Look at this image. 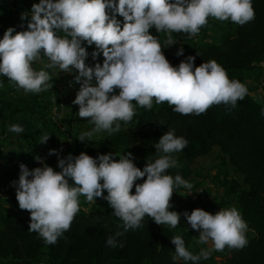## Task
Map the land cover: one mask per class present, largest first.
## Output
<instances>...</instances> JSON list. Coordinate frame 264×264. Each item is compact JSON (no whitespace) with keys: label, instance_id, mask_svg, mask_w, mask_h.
<instances>
[{"label":"clouds","instance_id":"obj_1","mask_svg":"<svg viewBox=\"0 0 264 264\" xmlns=\"http://www.w3.org/2000/svg\"><path fill=\"white\" fill-rule=\"evenodd\" d=\"M116 14L123 17L122 27ZM29 16L27 30L15 32L10 27L0 39V76L25 93L47 90L49 73L32 67L41 53L49 61L47 68L75 71L74 81L80 87L72 103L79 106L78 116L94 125L80 135L81 142L101 131H120L121 122L127 124L135 115L133 101L147 109L153 102L167 103L181 115H200L212 105L234 108L247 95V88L230 80L216 61L195 66V57L188 56L173 67L163 49L177 44L173 33L195 36L210 17L245 25L255 18L252 0H39L21 19ZM151 28L165 35L163 49L158 38L150 34ZM84 42L95 44L93 59L102 52V65L85 63L88 52ZM183 51L181 47L176 55H183ZM9 130L19 134L24 128L11 125ZM49 138L45 133L39 142L46 143ZM187 143L174 131L166 132L154 145L158 158L147 162L143 170L135 166L131 152L116 161L111 153L96 158L84 152L60 157L56 149H50L49 155L58 156L60 171L47 164L32 170L21 164L16 199L19 208L30 213L28 231L36 232L48 245L55 244L70 229L81 195L89 202L97 197L105 199L112 214L123 221L125 231L141 227L146 215L157 225L176 228L180 214L169 211L174 187L191 189L192 185L179 174L173 178L165 173L177 166L173 154ZM37 160L43 163L39 157ZM140 179L143 183H136ZM183 215L199 232L198 242H211L212 247L193 254L177 235L171 239L173 260L198 264L213 250L243 249L248 243L247 224L234 207L215 215L199 208ZM106 244L116 247L117 241L109 237Z\"/></svg>","mask_w":264,"mask_h":264},{"label":"trees","instance_id":"obj_2","mask_svg":"<svg viewBox=\"0 0 264 264\" xmlns=\"http://www.w3.org/2000/svg\"><path fill=\"white\" fill-rule=\"evenodd\" d=\"M34 3H39V0H0V27L4 25L3 29L0 28V39L10 27L15 32L27 30L30 16L22 20L21 13L31 11ZM252 6L255 18L245 25L210 17L195 36L173 33L177 44L171 49L164 48L161 33H157L155 28L149 31L158 38L164 48L163 54L173 67H178L188 56L195 57V66L214 60L226 71L230 80L244 85L249 72L257 71L259 79L263 74L260 64L264 62V0H252ZM109 15H113L111 10ZM116 19L122 27L123 17L116 14ZM208 30L221 34L220 46L188 47L187 43L192 38ZM58 35L64 34L58 32ZM82 46L86 48L88 57H92V52L96 51L95 44L89 46L84 42ZM181 47L183 55L177 56ZM99 57L104 58L102 52ZM261 81L247 91L244 99L238 100L234 108L224 104L212 105L200 115H181L167 103L156 105L153 102L151 109L139 106L142 111L138 113L135 110L129 128L114 132L87 149V154L93 158L111 153L116 161L131 152L133 163L143 170L147 162L158 158L154 145L159 138L168 131H174L177 137L185 138L188 143L174 158L177 166L166 170L165 174L173 178L179 174L190 184L195 181L196 161L215 149L220 151L234 176L219 165L213 177L219 192L213 199L206 197L208 200L204 201L201 196L205 195H199L198 200L191 201L190 211L177 196L187 188L174 187L169 211L180 214L179 225L183 226L187 221L183 213L187 211L191 214L199 203L204 205V211L213 215L236 206L247 224L245 236L248 243L243 249L226 247L223 251L213 250L208 259L202 258L198 264H264V115L261 114L264 100L254 98ZM12 84L7 77L0 76V167L4 168L0 191L3 188L8 193H13L18 186L14 184L19 180L21 164H27L32 170L37 167V157L45 156L49 159L46 164L53 166L58 156L49 155V150L56 149L59 156L63 155L70 137L56 124L47 123V105H41L35 95L21 96L19 88ZM132 103L137 105L135 101ZM11 125H21L24 128L22 136L11 132ZM45 133L55 136L46 143H40ZM75 145L79 149L83 147L79 141ZM143 179L136 183H143ZM198 185L196 183L192 189ZM131 192L135 194V186ZM0 197L10 206L6 211L0 209L3 226L0 229V264H39L44 259L40 258L44 251L47 254L46 264H192L190 261L173 260L175 245L171 239L176 234L170 226L157 225L146 215L141 227L125 231L123 221L112 214L113 209L102 197L94 199L87 210L79 207L73 220L75 225L53 245L46 244L36 232L28 231L30 213L19 208L16 196L3 197L0 194ZM109 237L116 239V247L106 244ZM218 257L223 262H218Z\"/></svg>","mask_w":264,"mask_h":264},{"label":"rangeland","instance_id":"obj_3","mask_svg":"<svg viewBox=\"0 0 264 264\" xmlns=\"http://www.w3.org/2000/svg\"><path fill=\"white\" fill-rule=\"evenodd\" d=\"M24 13H30V11H25L22 12L21 14ZM0 28H4V25ZM6 30V29H5ZM161 37H162V42H164V39L166 38L164 34L161 33ZM3 38V36H2ZM221 34H218L216 32H214V30H208L206 32H201L200 36L197 38H192L190 42L187 43L188 47L191 48H202V47H207L210 44L213 45H221L222 41H221ZM164 45V43H163ZM167 48H172V46L167 47ZM104 58H100L99 56L96 59H93V57H87L85 63L88 66H95V64L100 63L101 65L103 64ZM49 63L47 57L43 56V53H41V58L35 62H33L32 67L34 70L39 71V70H45L49 73L51 79L48 81V85L49 87L47 88V90L41 92V93H25L22 89H18V91L20 93L21 96L27 95H35L37 96V98H40V96L44 99H47V97H50V101H47V110L46 112V121L49 124V121L51 123L56 124L57 127L62 128L63 132H65L66 134H69V140H68V148L67 151L61 155L60 157H66L69 153H71L72 155L75 153V156H78L81 152H84L87 154V149L91 148L93 144H95L96 142L107 138L108 136H110V134L107 131H101L99 133H95L93 135V137L91 139L85 138L84 142H81L80 140H78V138L80 137V135L82 133L85 132H89L92 130V128L94 127V125L90 122V120L88 119H82L78 116V111H79V106L73 104V100L76 97L77 92L79 91V87L80 85L78 83H75L74 81V75H75V71L70 72V73H66V72H62L60 71L58 68H47L46 65ZM262 66L264 67V62H262ZM261 65V64H260ZM12 86H14V84H12ZM47 95V97H46ZM261 95H254L255 99H259ZM264 100V99H263ZM53 101V102H52ZM38 102H40V100L38 99ZM54 107H60L61 109L55 111ZM135 110L140 113L142 110L140 109L139 105H135ZM133 122H128L127 124L121 122V128L120 131L129 128L132 125ZM36 128V127H35ZM118 131V132H120ZM21 134V133H20ZM80 142L83 147L82 149L77 148V146L75 145L76 142ZM178 156V153H174L173 154V158H176ZM42 160V158H40ZM36 160V164H37ZM224 162V163H223ZM7 164V163H6ZM30 164V163H29ZM58 164V163H57ZM57 164L54 166H51L55 171H60L59 167L57 166ZM198 167L202 170L203 175L207 174V175H211L213 176L215 174V172H217V170L219 169V165H222V169L224 171L230 172L233 176L234 173L231 170V167L229 166V164H227L226 160L223 158V156L221 155L220 151L218 149H215L213 153H211V155H208L206 158L204 159H199V161H197ZM27 167H29L26 164ZM31 168V167H30ZM9 169V168H8ZM4 168H2V165L0 167V180L2 182V176H4ZM71 182V181H70ZM3 183V182H2ZM102 183V182H101ZM18 185V182L15 183L14 185ZM192 185V184H191ZM17 186H15L16 188ZM218 188H211V187H207L206 190L204 192H209V194L203 193L201 195H205V199L204 200H208L209 199H213L214 198V191L217 193L219 192L217 190ZM15 193H8V190L3 189L0 191L1 196L3 197H7L9 195H13L16 196V189L13 190ZM106 192V190L104 191V193ZM207 197V198H206ZM2 198V197H0ZM79 201V207L80 208H84L85 210H87L88 206H90L91 204H93V201L89 202L87 201L86 197L81 195L78 198ZM184 204H187L188 206H190L189 202H186ZM203 205V204H202ZM233 208V207H232ZM234 208L237 209L236 206H234ZM0 209L3 211L9 210L10 206L7 202H5L3 199H0ZM75 221L72 222L71 226H74ZM83 225V224H81ZM70 226V227H71ZM0 229H3L2 224L0 223ZM171 231L173 233L179 236H181L184 240H185V246L186 248L191 251L193 254H199V252L201 251V249H203V247H208V243L207 244H202L200 246H197L198 244V236H199V232L192 229L191 226L187 225H179L176 228H171ZM195 246V247H192ZM191 248V249H189ZM193 250H197L195 253L193 252ZM45 257H47L46 252L44 251L42 253V255L40 256V258H44L41 259L39 264H46L45 263ZM45 260V261H44ZM218 262H223L222 258L218 257L217 258Z\"/></svg>","mask_w":264,"mask_h":264},{"label":"crops","instance_id":"obj_4","mask_svg":"<svg viewBox=\"0 0 264 264\" xmlns=\"http://www.w3.org/2000/svg\"><path fill=\"white\" fill-rule=\"evenodd\" d=\"M262 64L263 63H261L260 67H261L262 72H263V74H262V77H263L264 76V67L262 66ZM247 77L248 78L246 79V81L244 83V86L247 88V91L251 90L262 79V77L259 79L258 72L257 71L249 72ZM46 97H47V95H46ZM38 99L40 100V104L41 105H47V101H50V97L49 96L47 97V99H44L41 96ZM263 99H264L263 96H260L259 97V100H263ZM256 100H258V99H256ZM45 110H47V109H45ZM20 136H22V133L20 134ZM54 136L55 135H52L51 134L50 135V138H53ZM206 157L207 156H205L203 158H200V159H204ZM197 161H199V160H197ZM197 161H196V163L194 165L195 166L196 173L194 174V178L193 179L195 181L194 182L192 181V186L193 185L195 186L196 183H199V185L197 187H194V189H192V188L191 189H186L185 191H183L181 193H177L178 198L183 202V204L186 203V202H189L191 204V201L198 200L199 195H201L203 193H206L204 191L206 190L207 187L208 188L209 187H211V188H217L216 185H215V183H214V181H213V177L216 175L217 172H215V174L213 176L207 175V174H204L203 175L202 170L198 167ZM57 162H58V157L56 158V160H54L53 167L57 164ZM216 192L214 191V195H215ZM13 193H14V191H13ZM206 194H209V192H207ZM201 197H203V201H204L205 196H201ZM184 206L187 208L188 211L191 210V206H188L187 204H184ZM197 206H198L197 208H199V209H203L204 208V205H201L200 203ZM183 225L187 226L189 224H188L187 221H185V223ZM200 245H202V244H200L198 242L197 246H200ZM208 245H209L208 247H203V249H209L211 247V242H209ZM192 247H195V246H192ZM189 249H191V248H189ZM196 251L197 250H193L194 253Z\"/></svg>","mask_w":264,"mask_h":264},{"label":"built area","instance_id":"obj_5","mask_svg":"<svg viewBox=\"0 0 264 264\" xmlns=\"http://www.w3.org/2000/svg\"><path fill=\"white\" fill-rule=\"evenodd\" d=\"M255 95H261V96L264 97V77H263L261 83L259 84V86H258V88H257V90H256V92H255ZM54 109H55V111H57V110H59V109H61V108H60V107H54ZM48 160H49V159H48L47 157L44 156V157L42 158L43 163H41L40 160L37 161V167H43L44 164H46V162H47Z\"/></svg>","mask_w":264,"mask_h":264}]
</instances>
